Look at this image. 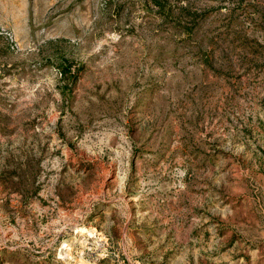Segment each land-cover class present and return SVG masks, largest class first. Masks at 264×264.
Returning <instances> with one entry per match:
<instances>
[{
    "label": "rangeland",
    "instance_id": "rangeland-1",
    "mask_svg": "<svg viewBox=\"0 0 264 264\" xmlns=\"http://www.w3.org/2000/svg\"><path fill=\"white\" fill-rule=\"evenodd\" d=\"M154 2L0 0V264H264V0Z\"/></svg>",
    "mask_w": 264,
    "mask_h": 264
},
{
    "label": "trees",
    "instance_id": "trees-1",
    "mask_svg": "<svg viewBox=\"0 0 264 264\" xmlns=\"http://www.w3.org/2000/svg\"><path fill=\"white\" fill-rule=\"evenodd\" d=\"M155 2L154 3H156V4H158L159 5V0H154ZM183 27V30L184 31H188L189 29H190V27L189 26H186V25H183L182 26ZM61 69H60V73L62 74V75H66V76H71L70 74H68L69 73V68H68V66H66V65H62L61 67H60Z\"/></svg>",
    "mask_w": 264,
    "mask_h": 264
}]
</instances>
